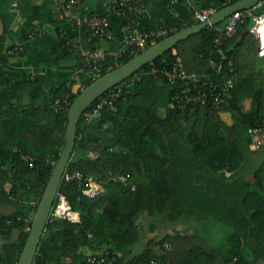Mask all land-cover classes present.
Returning <instances> with one entry per match:
<instances>
[{
	"label": "trees",
	"instance_id": "16d2710c",
	"mask_svg": "<svg viewBox=\"0 0 264 264\" xmlns=\"http://www.w3.org/2000/svg\"><path fill=\"white\" fill-rule=\"evenodd\" d=\"M237 1L195 0L190 6L179 0L174 7L167 2L169 13L159 24L175 27L176 33L196 24L195 9L219 11ZM14 9H20L22 18L31 13L21 9L16 0H0V65L24 52L21 45L7 42ZM173 10L177 18L172 16ZM261 13L264 0L253 10L254 15ZM247 26L249 20L224 44L235 64L234 90L232 98L218 110L200 105L178 108L171 96L181 86L162 77L155 81L150 75L152 66H169L180 59L187 72L199 75L203 71L215 79L208 65L212 40L206 30L144 65L136 73L145 72L146 76L122 88L116 102L103 107L98 116L91 118L95 102L85 110L79 118L74 152L65 170L68 175L79 172L82 177L68 181L62 178L57 193L65 196L79 221L70 223L53 216L57 196L33 264H88L89 255L94 254L104 256L106 264H229L233 259L235 264H250L246 258L249 249L253 261L264 258V145L251 150L248 134L251 128L264 127V81L255 64L256 42ZM39 30L32 28L28 37ZM41 39L42 44L45 40L52 44L49 51L42 50L43 54L50 56L57 48L67 52L64 46L68 39L55 42L43 32L31 40ZM13 47L22 50L7 55ZM185 49L189 57L184 56ZM142 52L124 56L122 61L105 57L96 63L99 78ZM193 58L196 68L192 66ZM41 80L42 76L37 75L5 84L9 104L0 110V203L8 194L17 195L20 189L24 191L21 197L29 203L9 215L0 214V234L6 236L0 245V264H17L29 234L24 229V219H29L31 226L64 145L68 109L80 92L95 81L85 69L51 91L49 105H38L35 97L25 104L14 102L18 94H26ZM76 84L79 87L72 90ZM245 101H249L248 108ZM223 112L229 114L231 124L219 117ZM26 134L35 141L24 140ZM248 172L250 178L246 177ZM88 178L102 188L95 199L84 195ZM6 184L11 186L7 195ZM142 216L151 219L148 231L158 230L160 236L149 239L146 247L136 253L134 248L145 232L139 222ZM158 221L173 225V232L166 227L159 230ZM206 222L230 229L227 242L222 244L227 249L226 258L202 239L200 227ZM179 224H186L188 231L177 230ZM13 231L17 232L14 238Z\"/></svg>",
	"mask_w": 264,
	"mask_h": 264
},
{
	"label": "built area",
	"instance_id": "2783aa9c",
	"mask_svg": "<svg viewBox=\"0 0 264 264\" xmlns=\"http://www.w3.org/2000/svg\"><path fill=\"white\" fill-rule=\"evenodd\" d=\"M59 10L61 18L64 20L73 19L75 24L83 25L88 28L91 39H102L112 41L114 39V31L110 24V16L119 17L122 20L123 37L120 47L117 51L102 53L99 50L88 51L84 54L81 61V66L77 69L73 77L83 73L85 69H89L93 79H98L100 69L96 63L103 60L105 57L113 58L115 61H122L124 56H132L137 52L144 51L147 46H151L160 39H165L168 35L174 33L177 29L169 24L163 23L156 27L144 28L142 20L145 12V3L143 0H117L111 7L109 15L90 13L85 17L74 15V12L82 5L83 0H54ZM233 1V0H232ZM169 6L174 7L179 3V0H168ZM259 6V5H258ZM256 8V7H255ZM240 10L228 16L219 24H210L211 15L215 12L211 9L193 11V19L196 24H207L204 30L211 36L212 46L207 52L209 57L210 71L216 77L212 79L207 73L196 74L187 72L180 61L175 59L171 61L169 66H152L150 75L154 80L162 77L169 83L178 84L181 87L172 92V101L180 109H186L190 105H200L202 108L210 110H218L219 107L226 101L230 100L234 90V75L235 64L233 58L228 56L224 47L225 42L234 37L238 29L252 19L253 23L248 27V33L253 36L258 56H264V13L254 15L253 10ZM174 18L178 17L177 11H172ZM42 30L34 31L29 34L31 39L38 38L42 35ZM62 39H65L62 37ZM70 46L69 41H66L65 48ZM22 49L18 47L10 48L7 55L13 56L19 53ZM203 57V53L200 54ZM133 75V76H132ZM127 79L123 80L106 93L95 100L94 109L91 113V118L98 116L100 110L105 106H112L119 98L122 88L133 83L135 80H140L146 76L145 72L133 73ZM251 138V150H257L264 145V127L251 128L248 130ZM76 177L81 179L82 174L74 172L73 175H68L64 172L62 178L70 180ZM124 181V177H120ZM84 195L89 199H95L100 193L101 188L96 185L92 179L86 181ZM58 196V203L53 209V216L58 219H65L70 223L79 221L78 214L69 206L65 196ZM25 231H30L29 219H24ZM236 259H233L229 264H235ZM88 264H106V258L100 254L89 255Z\"/></svg>",
	"mask_w": 264,
	"mask_h": 264
},
{
	"label": "crops",
	"instance_id": "0c3cea01",
	"mask_svg": "<svg viewBox=\"0 0 264 264\" xmlns=\"http://www.w3.org/2000/svg\"><path fill=\"white\" fill-rule=\"evenodd\" d=\"M117 0H83L82 5L74 12V15L85 17L90 13H99L109 15L112 5ZM190 6H194L195 0H185ZM167 0H148L145 3V12L142 20L144 28H152L160 25L159 23L169 13L167 10ZM21 5V9H28L31 13L25 18L20 16V9H14V20L10 26V34L8 35V44H19L23 48V54L16 58L10 59L8 63L0 65V110L5 108L9 102L6 99V83L12 81L15 83L26 81L28 78H33L37 75L42 76V80L32 85L26 94H18L14 100L17 104H25L31 98H36L40 106L50 104L51 91L58 89L66 84L75 74L82 61L83 56L88 51L99 50L102 53L117 51L123 37L122 20L119 17L110 16V24L114 31V39L106 41L102 39H91L88 28L83 25L75 24L73 19L64 20L61 18L59 10L54 0H16V4ZM250 26V25H249ZM247 26V27H249ZM38 27L44 32V35L58 42L62 37L68 39L70 46L66 49V53L61 49H56L54 54L50 56L43 54L42 50L49 51L51 43L43 39L34 42L28 37V33L32 28ZM1 33V27H0ZM43 45V46H42ZM65 48V47H64ZM199 71V70H198ZM191 73H198L191 71ZM203 71H199V74ZM205 73V72H204ZM79 84L73 86L72 90H76ZM161 115H164V110H160ZM24 140L31 141V136L26 134ZM11 186L6 184L4 191L8 194ZM23 190L20 189L17 195L8 194V198L3 199L0 203V214L9 215L13 213L17 207L24 206L29 201H25ZM188 225V224H187ZM159 230L164 227L162 222L158 221ZM173 225H167L166 230L172 233ZM177 230L187 232L186 224L177 225ZM148 229H146L147 231ZM223 232L213 224L202 223L200 233L209 246L215 250H219L224 258L227 257V249L222 247L223 243L227 242V234L225 239L219 240L217 233ZM205 235H209L205 238ZM17 232L13 231L12 237H16ZM160 236L158 230L153 232H142L139 243L135 246L134 251L140 252L146 247L147 241L151 238ZM225 237V236H224ZM6 240L5 235L0 234V245ZM210 240V242H209ZM213 240V241H212ZM215 241V242H214ZM220 245V246H218ZM226 256V257H225ZM247 260L250 264H264V258L253 261V254L247 255Z\"/></svg>",
	"mask_w": 264,
	"mask_h": 264
},
{
	"label": "water",
	"instance_id": "95a60500",
	"mask_svg": "<svg viewBox=\"0 0 264 264\" xmlns=\"http://www.w3.org/2000/svg\"><path fill=\"white\" fill-rule=\"evenodd\" d=\"M261 0H239L219 11H215L209 20L210 24H219L228 16L240 10H249L260 5ZM253 21L250 19L249 25ZM207 24H194L186 27L173 35L149 46L141 54L130 59L128 62L110 71L104 76L96 79L89 86L84 88L70 105L67 112V127L65 141L59 154V158L51 172L49 180L37 204L32 217L30 231L24 244L17 264H33L40 239L44 233L47 221L52 211L56 195L66 170L67 164L74 152L77 124L80 116L97 98L106 93L109 89L127 79L133 73L140 70L144 65L151 63L167 51L173 49L179 42L204 30Z\"/></svg>",
	"mask_w": 264,
	"mask_h": 264
},
{
	"label": "rangeland",
	"instance_id": "374dc122",
	"mask_svg": "<svg viewBox=\"0 0 264 264\" xmlns=\"http://www.w3.org/2000/svg\"><path fill=\"white\" fill-rule=\"evenodd\" d=\"M184 56H188V57L190 56L189 51H186V49L184 50ZM194 59L195 58H193L191 62H192V66L194 68H196L195 67L196 66V61ZM255 64L258 67V69L262 72L263 75H261V79L264 81V56H258V58L255 61ZM244 105H245V108H248L249 101H245ZM219 117L226 124H231V122H232V120H231V118H230V116H229L228 113H224V112L223 113H219ZM32 141H35V139H32ZM249 170H251V166H249ZM246 177L250 178V173L249 172L246 173ZM101 192H102V188H101ZM153 221H156V219L153 220ZM139 222L141 223V227H144L145 228V233H146L148 231V230L146 231V229H148V224H149V222H151V219L142 216L141 219L139 220ZM162 224L164 225V227H166L168 225V224H166L164 222H162ZM219 227L220 228H218V229H221V230L223 229V232L217 233V237L219 238V240L225 239L226 238V235L225 234H227V236H228V233H230V229L227 226H222V227L219 226ZM205 236H206L205 238H207L209 235H205ZM209 242H210V240H209ZM218 246H220V245H218ZM221 249L222 248H219V250H217V251L220 252ZM90 252H92V251H90ZM248 252H249V254L252 253V251L250 249L248 250Z\"/></svg>",
	"mask_w": 264,
	"mask_h": 264
},
{
	"label": "bare ground",
	"instance_id": "6f19581e",
	"mask_svg": "<svg viewBox=\"0 0 264 264\" xmlns=\"http://www.w3.org/2000/svg\"><path fill=\"white\" fill-rule=\"evenodd\" d=\"M15 46V45H14ZM12 47V46H11Z\"/></svg>",
	"mask_w": 264,
	"mask_h": 264
}]
</instances>
